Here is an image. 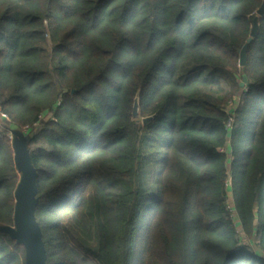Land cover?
I'll return each mask as SVG.
<instances>
[{
  "label": "trees",
  "instance_id": "16d2710c",
  "mask_svg": "<svg viewBox=\"0 0 264 264\" xmlns=\"http://www.w3.org/2000/svg\"><path fill=\"white\" fill-rule=\"evenodd\" d=\"M262 2L0 0V229L23 131L46 264H264Z\"/></svg>",
  "mask_w": 264,
  "mask_h": 264
},
{
  "label": "water",
  "instance_id": "95a60500",
  "mask_svg": "<svg viewBox=\"0 0 264 264\" xmlns=\"http://www.w3.org/2000/svg\"><path fill=\"white\" fill-rule=\"evenodd\" d=\"M264 13V2L257 10V15ZM257 16L252 21L250 37L239 51V66H243L246 58V49L248 43L256 35L257 32ZM246 79L243 78L239 83L243 87ZM132 115L134 118L138 115V101L135 99ZM148 119H144L146 123ZM11 143L14 149V163L17 171L20 173V179L14 193L15 205L13 213V226L3 227L0 230L6 233L17 244H21L24 248V264H46V254L44 244L41 239V232L35 220L34 210L37 203L36 200V179L37 172L33 168L28 153L26 151L27 139L22 133L13 131ZM18 156H25L27 163L18 165Z\"/></svg>",
  "mask_w": 264,
  "mask_h": 264
},
{
  "label": "rangeland",
  "instance_id": "374dc122",
  "mask_svg": "<svg viewBox=\"0 0 264 264\" xmlns=\"http://www.w3.org/2000/svg\"><path fill=\"white\" fill-rule=\"evenodd\" d=\"M231 107L234 108V104L231 105ZM23 136H24L26 139H28V137H29V136H27V134H26V135L23 134ZM17 158H18V165H19L20 168H21L22 165H24V164L27 163V161H26V157H25V156H18ZM244 243H245L246 245H250L251 248H252V250H254V251L257 250V249L255 248V245H254V243L252 242L251 239H250V240L244 239ZM262 255H263V254H262Z\"/></svg>",
  "mask_w": 264,
  "mask_h": 264
},
{
  "label": "built area",
  "instance_id": "2783aa9c",
  "mask_svg": "<svg viewBox=\"0 0 264 264\" xmlns=\"http://www.w3.org/2000/svg\"><path fill=\"white\" fill-rule=\"evenodd\" d=\"M5 119H6V115H5V113H4V112L1 110V108H0V126H1V127L4 126V121H5ZM230 124H231V119L229 118L228 123H227V126L229 127ZM26 129H27L26 127L23 128L24 131H25ZM12 132H13V131H10V132H9V138H10V139L13 138V133H12ZM21 133L24 134L23 131H21Z\"/></svg>",
  "mask_w": 264,
  "mask_h": 264
}]
</instances>
